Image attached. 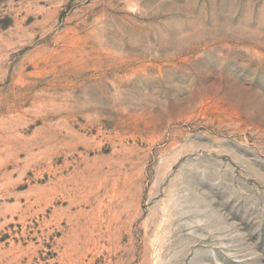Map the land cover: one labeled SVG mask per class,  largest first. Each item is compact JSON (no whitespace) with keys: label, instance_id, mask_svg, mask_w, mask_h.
I'll list each match as a JSON object with an SVG mask.
<instances>
[{"label":"rangeland","instance_id":"rangeland-1","mask_svg":"<svg viewBox=\"0 0 264 264\" xmlns=\"http://www.w3.org/2000/svg\"><path fill=\"white\" fill-rule=\"evenodd\" d=\"M0 264H264V0H0Z\"/></svg>","mask_w":264,"mask_h":264}]
</instances>
